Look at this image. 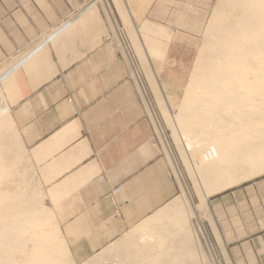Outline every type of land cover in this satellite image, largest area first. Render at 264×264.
<instances>
[{"label":"crops","instance_id":"0c3cea01","mask_svg":"<svg viewBox=\"0 0 264 264\" xmlns=\"http://www.w3.org/2000/svg\"><path fill=\"white\" fill-rule=\"evenodd\" d=\"M175 2L108 0L129 30L141 70L133 75L124 51L106 43L101 2L0 0V62L27 52L3 69L1 92L76 263L181 193L169 156L151 142L148 114V101L158 116L153 102L164 116L171 112L167 101L184 82L165 74L178 67L176 30L167 21ZM253 178L208 197V228L226 264H264V178L241 186Z\"/></svg>","mask_w":264,"mask_h":264},{"label":"bare ground","instance_id":"6f19581e","mask_svg":"<svg viewBox=\"0 0 264 264\" xmlns=\"http://www.w3.org/2000/svg\"><path fill=\"white\" fill-rule=\"evenodd\" d=\"M219 14L214 50L198 55L180 112L165 114L200 204H194L163 126L148 107L181 193L84 264H222L199 211L208 213L210 195L264 173V0H227ZM107 15L113 40L126 54L116 21ZM13 151L17 158L8 164L6 155ZM22 161L31 163L0 88V179ZM23 195L13 190L0 195V202L9 201L5 210L0 207V264L8 249H25L27 241L19 238L26 236L36 246L23 264H76L69 260L55 215L42 203L44 196ZM195 217L208 251L193 227ZM10 264L19 263L12 258Z\"/></svg>","mask_w":264,"mask_h":264},{"label":"rangeland","instance_id":"374dc122","mask_svg":"<svg viewBox=\"0 0 264 264\" xmlns=\"http://www.w3.org/2000/svg\"><path fill=\"white\" fill-rule=\"evenodd\" d=\"M226 1L227 0H178V2H175L171 5V7L173 9V12L171 13L172 18L168 19L167 21L175 26L176 41H177V44L179 45V49L177 52V55H179V59H178V62H176V65H178V67L174 68V69H169L168 72L165 74L178 75L184 79V82L181 84L180 90L178 91L179 97L177 99L167 101L168 107L174 115H176L180 112L179 111L180 105L182 104V102L185 98L187 86L190 84V81L192 78L191 75L193 73L195 64H197L196 62H197L198 55H200V53H202V52L205 55H209L210 50L211 49L214 50L215 44L213 42H216V40H217L216 39L217 36L215 35V33L217 32L218 23H221L220 22L219 9L221 6L224 5V3ZM100 2L103 3L102 0H100ZM107 2H108V0H107ZM103 13H104V10H103ZM104 15H105V13H104ZM105 17H107V16L105 15ZM120 27H122V26H120ZM123 31H124V36L129 40V37H130L129 30L124 26ZM46 37H47V34H45L43 36V39H45ZM106 43L111 44L112 46H114L117 49L120 48L123 51V49L117 45L116 39H115V41L113 39L109 40ZM26 53H27L26 51H21L16 57H14L10 60L5 59V60L1 61L0 62V74L3 73V69H5V68L10 67L13 69L14 65L17 63V61L22 56H24ZM227 57L232 59V57L228 54H227ZM141 69L146 74L150 73V69L147 67H143ZM200 71H202V69H200ZM137 72L139 73L138 75L141 74V70L139 67L137 68ZM207 73L209 74V70L207 71ZM198 78H196V79H198ZM148 104H149L148 107L150 109H152L153 107L150 105L151 103L149 102ZM153 104H154L156 110L158 111L159 116L157 115V113L155 112L154 109H152V110H154V112L156 113L161 125L163 126L167 140L171 146L172 152L174 153V157L177 159L179 168L181 169V171L184 175L185 182L187 183V186H188L189 192L191 194V197L193 199V202H194V204L199 205L200 204V198H199V195H197V193H196L197 191L195 188V184H194L193 180L190 177H188L187 172H186V168H185V166H184V164L180 158L179 152L176 149V146L174 144L173 137H172V131L170 130L169 126H167L168 124L166 125L164 122L163 117L165 118V120H166V117L163 114V111L161 108V103H160V101H157V104H156V102H153ZM158 106L160 107V109H158ZM149 116L151 117L150 120L153 122L152 116L150 114H149ZM153 127H154V124H153ZM23 136H24V134L22 133V137ZM24 142H25V140H24ZM25 145L27 147L26 142H25ZM14 158H17L15 151H13L10 154H7L6 155L7 163L10 164L11 160ZM6 173H7L6 178L0 179V195L2 192H5L7 190L17 191L22 195L24 194L23 196L25 198L26 197L31 198L32 196L35 197L36 195L40 194L41 196H44L43 202H42L43 205L44 206L46 205L45 207L48 210L54 212V214H55V209L47 201V196L45 194V190L41 185V182L38 178L37 172L34 168V165H32V163H26V161L25 162L24 161L19 162L12 169H8ZM170 175L174 176L173 173ZM263 178H264V174L249 180L248 182H246L245 184H243L241 186L243 187L246 185L253 184V182H257L259 179H263ZM24 182H27V184H28L27 188L22 186V184ZM208 202H209V199H208ZM8 204H9V201H7V200L0 202L1 210H5V207ZM208 206H209V204H208ZM209 210H210V207H209ZM209 213H210V216L208 215L207 212H205L201 209L199 211V217L202 220V223L205 227L204 229L208 235V238L210 239V241L212 242V244L215 248V251H216V254H217L219 260L221 261L222 264H226L224 257H223V254H222V250L220 249L221 245L218 246V244L214 241V239H213V237L209 231L207 220L210 221L212 219L211 218V212L209 211ZM6 222L8 223L9 220H6ZM192 224H193V227L195 229H198L199 234L202 237L201 239L205 245V240L203 239V236L200 233V230L198 227L199 226V219L196 217L193 218ZM135 227L136 226L129 229L123 236H121L116 241H119V240L125 238L126 234L129 233L131 230H133ZM47 229H49V227H47ZM19 239L23 242L27 241V243H26L27 246L24 249L25 251L21 250V249H17V248L8 249V251L6 253V257L3 260L4 264H10L12 258H13L14 262L19 263V264L27 263L30 260V257L32 256V254L34 252V248L36 246V243L29 241V236H26V238L21 237ZM18 244H20V243H18ZM205 247H206V245H205ZM206 249H207V247H206ZM68 250H69V248L67 249L68 256L70 257L69 260L72 261L73 258L71 257V254H69L70 252ZM102 250H101V252H102ZM207 251H208V249H207ZM89 260H90V258H89ZM86 261H88V260H86ZM86 261H84L82 263H76L75 261L74 262L76 264H84Z\"/></svg>","mask_w":264,"mask_h":264},{"label":"built area","instance_id":"2783aa9c","mask_svg":"<svg viewBox=\"0 0 264 264\" xmlns=\"http://www.w3.org/2000/svg\"><path fill=\"white\" fill-rule=\"evenodd\" d=\"M95 1H99L100 0H95ZM102 4H103V10H104V13L106 16H108L107 14H110L112 13L113 17H114V20L116 21V25H117V31L119 32L120 34V37L122 38L123 40V43H124V49L126 51V54L123 53V51H121L128 59V61L130 62V64L132 65L133 69L136 71L137 75L139 74L137 72V63L134 59V55H133V49H132V45L130 43V41L124 36V31H123V27H120L117 23V20L113 14V11L112 9L110 8L107 0H102ZM114 39V36H113V33L111 31V27H110V33L108 34V36L106 37V42L109 41V40H112ZM154 112V111H153ZM155 116H156V119L157 121L159 122V119L156 115V113L154 112ZM151 142L155 145H159L161 146V140H160V137L158 135V133L156 132V129H155V126L153 127V133H152V136H151ZM170 174H172L173 172L170 170L169 171ZM102 180L104 179L103 176L100 177ZM120 189L119 188H116L112 191V199H113V203H114V206H115V212L118 215H120V209L122 207L121 203L116 201V199L114 198V195H116L117 193H119Z\"/></svg>","mask_w":264,"mask_h":264}]
</instances>
